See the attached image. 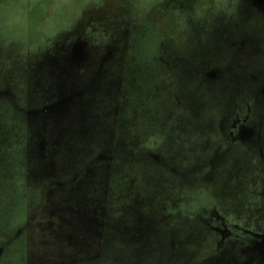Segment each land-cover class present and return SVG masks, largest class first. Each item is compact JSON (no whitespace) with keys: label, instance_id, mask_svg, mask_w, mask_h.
Wrapping results in <instances>:
<instances>
[{"label":"rangeland","instance_id":"1","mask_svg":"<svg viewBox=\"0 0 264 264\" xmlns=\"http://www.w3.org/2000/svg\"><path fill=\"white\" fill-rule=\"evenodd\" d=\"M171 1L0 0V95L34 114L30 131L0 107L1 260L23 247L22 264H264V15L250 7L264 0ZM97 14L114 19L106 34L87 25ZM73 46L95 64L77 68ZM108 56H124L115 76ZM96 72V113L46 107Z\"/></svg>","mask_w":264,"mask_h":264},{"label":"flooded vegetation","instance_id":"2","mask_svg":"<svg viewBox=\"0 0 264 264\" xmlns=\"http://www.w3.org/2000/svg\"><path fill=\"white\" fill-rule=\"evenodd\" d=\"M173 1V0H172ZM171 1V2H172ZM253 1V0H252ZM256 3H257V5H258V2L256 1V2H252L251 3V5L252 6H250L251 7V9H252V13L254 12V11H257L256 13H254L255 15L257 14V16H259V15H264V5L262 4V6H256ZM161 5V4H160ZM169 5H175V2L173 1V3H169ZM189 12L191 13V11L189 10ZM258 12H261L260 14L258 13ZM98 15H100V14H97V15H95L94 16V18H92V20H93V22L94 23H89V24H87V25H90L89 27L90 28H92L91 29V32H103V34H106V31H107V28H109L110 26H112L113 25V18H112V20L111 21H109V20H105V18L104 17H102L101 15V17H99ZM264 19V18H263ZM100 20V21H99ZM261 21H262V19H261ZM86 25V26H87ZM151 26H153L152 24H151ZM85 29H87L86 27H85ZM99 37H100V39H99ZM98 38H96L97 39V41H101V45L99 46V47H97V49H100V48H106V38H104L103 36H99ZM112 41V40H111ZM110 41V42H111ZM110 42H108V43H110ZM1 45H0V52L4 49L5 51H7V50H9V48H8V46L7 45H2V43H0ZM97 49H95V51L97 50ZM70 50H71V52H70V54H69V56L74 60V64H77L78 66H77V68L78 67H83L84 65H86L87 66V64H91V65H93V64H95V63H92V62H95L94 61V58H95V55H92L93 54V51H92V54H89V55H87L85 52L82 54V56L81 57H79V56H77V54H76V50H77V48H75V46H73L72 48H70ZM258 55H260V53H258ZM25 57V56H24ZM254 57H257V56H252L251 58H254ZM30 57H28L27 59H29ZM48 59V58H47ZM64 58H62V60H63ZM67 58H65L64 59V61H62V63L63 64H66L67 62L65 61ZM247 59H249V58H247ZM53 60H55L54 61V64H57V63H60L59 62V60H57L56 58H53ZM123 60H124V56L123 57H120V56H118V57H115V56H108V57H104L103 58V61L100 63V65L102 66V67H104L105 65H108V64H113V69H112V74L115 76V74H116V70L118 69V68H120L123 64H124V62H123ZM70 61H72V60H70ZM13 63V68H11L10 70L12 71V73H14L13 74V80H15L16 79V77H17V75H18V70H17V59L15 58L14 59V61L12 62ZM48 62H42V64H47ZM157 63H159V61H157ZM4 64V66H6L7 64L6 63H3ZM1 65V64H0ZM28 66V65H27ZM86 66H84V67H86ZM28 68H31V67H29L28 66ZM9 69V68H8ZM58 69H60V71H59V73L60 74H62L63 75V70L61 69V67H58ZM72 69H75V68H73L72 67ZM97 74H98V72H96V73H89V74H86V76H85V80L87 79V82L88 83H90L89 84V87L88 88H85V86L84 85H82V87H79V90H77L76 92H74L73 94H71V95H66L65 97L64 96H56L55 98H54V100L52 101V102H47V105H46V107H51V108H54L55 106H57V105H59V104H63V102L65 103V106H70L71 104H72V101L75 99V101L76 102H74L75 104H80V106H84L85 107V111H87L89 114H90V112L91 113H96L98 110H95L96 109V106L98 105V101L95 99V101L93 102V101H91L90 99H88L89 98V96H88V92L91 90H88L89 88H91V87H93V82L95 81H97V79H96V77H97ZM195 74V73H194ZM15 75V76H14ZM77 75H79V79H78V83H80V84H82V81L81 82H79L80 81V79H81V77H83V76H81L80 74H76V76H75V78H76V80H77ZM200 75H197L196 77L197 78H195V80H202V77L200 76ZM93 77H95V78H93ZM179 77H183L184 79H186V77L184 76V75H181V76H179ZM93 78V79H92ZM92 81V82H91ZM208 83V82H207ZM208 86H209V83H208ZM124 90H125V94H124V97H125V99H124V101H127L129 104H133V102L131 101V98L130 97H128V94H129V92H128V94H127V88H126V85H125V88H124ZM264 90V89H263ZM28 91V90H27ZM93 95V94H92ZM27 100H28V94H27ZM167 97H168V95H167ZM95 98H97V94L95 95ZM6 100H11L10 102V104L12 105V107H14V109H15V111L17 112V113H19V114H21V115H23V116H25L24 118H25V120H26V122H27V124H28V126H29V129H30V131H31V126L29 125V123L31 122V119H32V117H34V114L32 113V114H30V112H29V108L27 107V112H24L26 109L24 108H22L23 106H21V105H23V103H21V102H19L18 101V95H17V93H15L14 91H12L11 90V92L9 93V91H8V94H1L0 95V107L2 106V104L4 103V101H6ZM145 100H147V101H150V97L148 98V95L146 96V98H145ZM90 102H93V104L92 105H90ZM162 102V101H161ZM29 104H27V106H28ZM134 107V106H133ZM38 111V110H37ZM46 111H49V110H46ZM45 111V112H46ZM29 112V113H28ZM47 113V112H46ZM119 113H120V111H118V112H116V114H115V117L117 118L116 119V123L118 122V124L120 123V118L118 117V116H120L119 115ZM39 116V115H38ZM29 132L27 131V134H28ZM16 137V136H15ZM244 142H246L245 140H243ZM243 141H241V142H243ZM16 142H17V140H16ZM15 142V143H16ZM240 143H235L234 145H232V149L235 147V148H239L240 149V146H238ZM17 146H18V142H17V144H15V148H17ZM231 148V147H230ZM241 150V149H240ZM246 156L249 158L250 156H249V154H247L246 153ZM134 159V161L136 160V162H138V163H142V161H140V159H138V158H133ZM155 163V162H154ZM144 164H146V163H144ZM156 165H157V163H155ZM17 166H18V162H16V165L14 166V168H17ZM182 176V175H181ZM236 177H237V172L235 171V172H232V179L233 178H235L236 179ZM25 178V177H24ZM184 178H187V175H184ZM223 179V178H222ZM26 182H27V177H26ZM221 182H222V185L223 186H226L223 182H225V180H221ZM28 183V182H27ZM17 184H18V182L16 183V188L18 187L17 186ZM22 187V185L21 186H19L18 187V190H19V188H21ZM145 188V187H144ZM219 188H221V187H219ZM222 190V191H221ZM221 190H217V192H219L218 193V195L222 198V200H225V202L227 203L228 202V198L227 197H231V196H233V194H235L236 192L235 191H233L232 190V188H221ZM214 192V191H213ZM213 197L215 196V194H211ZM28 198H27V202H28ZM142 201V200H141ZM16 204V203H15ZM27 204V203H26ZM25 204V205H26ZM227 204H229V203H227ZM225 206V205H224ZM245 209H247V208H245ZM29 209H28V205H27V211L26 212H24V214L21 216V218L20 219H22V221L20 222V227H23L24 229H28V227H25V225H26V223L28 224V223H31V220L33 219L32 218V213L30 212V211H28ZM239 211H241V212H245V211H243L242 210V208H240L239 209ZM248 211H250V210H248ZM251 213H253V218H255V215H254V212L253 211H251ZM263 218H264V216H263ZM16 219L18 220L19 219V217L17 216L16 217ZM253 221H254V223H253ZM252 222H251V218L250 219H248V222H247V224L248 223H252L254 226H255V228H257V225H258V222L259 221H255V220H253ZM48 223V222H47ZM36 224V223H35ZM39 224V223H38ZM241 226V225H240ZM38 232H39V234H41L42 232H41V227H40V225L38 226ZM35 231V229L33 230V231H31V232H33L32 234L34 235V232ZM12 232V231H11ZM32 234H30V235H28V230H27V232H24V234H23V236L21 237L22 239H23V237L24 238H26V241H27V244H31V236H32ZM238 235L239 236H242V228H240L239 229V231H238ZM33 237V236H32ZM105 239V238H104ZM103 240V239H102ZM152 240H153V238L152 237H150V242H151V245H152ZM23 242H25V241H23ZM172 244V243H171ZM81 245V244H80ZM151 245L149 246V250H151ZM173 245V244H172ZM83 250L80 252V253H83L85 250L84 249H86V248H84V247H81ZM77 251H78V249H77ZM152 251V250H151ZM3 250H0V261H1V259H2V257H3ZM27 252H28V250H26V252L24 251V249H23V247H21L20 249H16V253H18V255L17 256H15L14 257V259H15V264H22V263H24V261H25V259H26V257H27ZM252 253H254V252H252ZM231 256L232 258H235V259H239L240 257H242L241 256V254H239V252H237L236 250H232V251H230V252H228V254H226V256ZM155 256V255H154ZM70 261V260H69ZM68 263V262H67ZM66 263V264H67ZM239 264V263H238ZM240 264H241V262H240Z\"/></svg>","mask_w":264,"mask_h":264},{"label":"trees","instance_id":"3","mask_svg":"<svg viewBox=\"0 0 264 264\" xmlns=\"http://www.w3.org/2000/svg\"><path fill=\"white\" fill-rule=\"evenodd\" d=\"M255 58V57H254ZM211 85H214V84H211ZM263 103H264V101H263ZM262 110V109H261ZM264 111V110H263ZM12 206L9 208V210H11V211H13V212H15L14 214H16L15 216L17 217H19V218H21V216L24 214V212H23V209H20V205H18V204H15V201L14 202H12ZM18 207L17 208V210H16V207ZM12 208V209H11ZM15 208V209H14ZM18 210H20L18 213H17V211ZM0 264H11V261H4V260H1L0 261Z\"/></svg>","mask_w":264,"mask_h":264}]
</instances>
